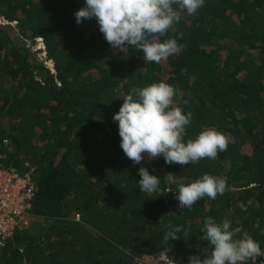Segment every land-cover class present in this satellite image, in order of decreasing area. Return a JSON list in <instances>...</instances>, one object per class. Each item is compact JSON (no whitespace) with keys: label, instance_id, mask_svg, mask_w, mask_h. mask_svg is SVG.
<instances>
[{"label":"trees","instance_id":"trees-1","mask_svg":"<svg viewBox=\"0 0 264 264\" xmlns=\"http://www.w3.org/2000/svg\"><path fill=\"white\" fill-rule=\"evenodd\" d=\"M83 6L0 0L1 163L20 173L29 163L36 184L31 223L0 264H135L162 250L188 264L210 254L209 216L238 221L263 249L264 0H206L183 13L160 39L176 37L184 50L159 63L132 46L111 48L94 18L78 24ZM39 41L43 56L29 46ZM160 81L175 87L173 107L192 112L185 139L214 128L226 151L196 165L125 156L113 114L131 88ZM141 166L160 177L157 193L139 191ZM204 174L225 179L226 191L180 209L174 191ZM169 224L189 235L165 241Z\"/></svg>","mask_w":264,"mask_h":264},{"label":"clouds","instance_id":"clouds-1","mask_svg":"<svg viewBox=\"0 0 264 264\" xmlns=\"http://www.w3.org/2000/svg\"><path fill=\"white\" fill-rule=\"evenodd\" d=\"M205 3L206 0H84L75 18L78 24L94 18L111 48L123 52L132 46L143 54L146 63H159L184 50L176 37L160 38L170 29L174 30L183 13L193 15ZM179 36L182 38L183 34ZM174 96L175 87L164 81L133 87L122 96L123 103L113 114V120L118 122L120 147L133 164H141L146 155L149 159L162 156L170 165H196L201 159H215L218 152L227 150L228 138L214 128H204L194 139H185L192 112L173 107ZM187 103L184 100V104ZM138 174L140 192L159 191V176L144 166L139 167ZM225 191V179L204 174L181 184L174 192L177 206L183 210L190 209L199 199H215ZM238 206L247 211L243 203ZM203 226L202 238L211 246L210 254L203 258L190 255L188 264H247L252 257L264 256L259 242L244 231L238 221L233 226L228 218L217 222L209 216L204 219ZM188 235L182 225L169 224L164 240Z\"/></svg>","mask_w":264,"mask_h":264},{"label":"built area","instance_id":"built-area-1","mask_svg":"<svg viewBox=\"0 0 264 264\" xmlns=\"http://www.w3.org/2000/svg\"><path fill=\"white\" fill-rule=\"evenodd\" d=\"M4 141L7 142V140ZM1 157L0 155V253L16 232L30 225L32 216L30 210L36 193V184L32 175L34 167L26 163L29 170L20 173L15 168L3 166ZM135 264L146 263L136 259ZM155 264L179 263L162 250ZM249 264H264V256L252 257Z\"/></svg>","mask_w":264,"mask_h":264},{"label":"rangeland","instance_id":"rangeland-1","mask_svg":"<svg viewBox=\"0 0 264 264\" xmlns=\"http://www.w3.org/2000/svg\"><path fill=\"white\" fill-rule=\"evenodd\" d=\"M29 46H31V48L38 53V56L44 55V53L39 52L40 50L38 51V49L43 48V44L40 41L34 45L29 43ZM52 64H53L52 62H49L50 66H52ZM32 226H35V223H32L31 227ZM139 259L143 260L146 264H155L157 262V256L156 257L155 256H143L142 258H139Z\"/></svg>","mask_w":264,"mask_h":264}]
</instances>
